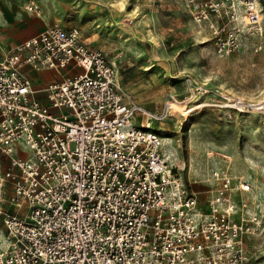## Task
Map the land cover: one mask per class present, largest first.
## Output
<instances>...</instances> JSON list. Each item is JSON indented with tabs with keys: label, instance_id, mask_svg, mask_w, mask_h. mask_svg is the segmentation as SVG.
<instances>
[{
	"label": "built area",
	"instance_id": "1",
	"mask_svg": "<svg viewBox=\"0 0 264 264\" xmlns=\"http://www.w3.org/2000/svg\"><path fill=\"white\" fill-rule=\"evenodd\" d=\"M187 6L217 56L238 48L239 20L262 34L264 0ZM41 71L58 78L35 83ZM168 102L144 108L102 50L56 21L3 53L0 264H258L252 185L213 170L201 203L163 151Z\"/></svg>",
	"mask_w": 264,
	"mask_h": 264
},
{
	"label": "rangeland",
	"instance_id": "2",
	"mask_svg": "<svg viewBox=\"0 0 264 264\" xmlns=\"http://www.w3.org/2000/svg\"><path fill=\"white\" fill-rule=\"evenodd\" d=\"M14 11L23 32L52 21L76 27L144 108L161 112L171 101L163 151L201 203L214 186L211 172L221 169L250 182L264 213V7L262 34L239 20V46L223 57L187 0H0V15ZM246 250L264 264V228L246 239Z\"/></svg>",
	"mask_w": 264,
	"mask_h": 264
},
{
	"label": "crops",
	"instance_id": "3",
	"mask_svg": "<svg viewBox=\"0 0 264 264\" xmlns=\"http://www.w3.org/2000/svg\"><path fill=\"white\" fill-rule=\"evenodd\" d=\"M15 11L11 12L10 15H0V57L3 53L11 49L16 43L30 38L39 31L37 30L35 33L31 34L32 31L35 30V28H33L30 32H23V27L20 24L21 21L20 19H17ZM29 74L35 83L39 84L49 81L48 78L51 80L53 77H55L51 71H41L38 73L29 72ZM32 74H34V76ZM0 231H3L1 223Z\"/></svg>",
	"mask_w": 264,
	"mask_h": 264
},
{
	"label": "bare ground",
	"instance_id": "4",
	"mask_svg": "<svg viewBox=\"0 0 264 264\" xmlns=\"http://www.w3.org/2000/svg\"><path fill=\"white\" fill-rule=\"evenodd\" d=\"M116 6L118 7V8H120L121 10H122V8H123V2H119V3H116ZM119 10V9H118ZM147 33H149V35H151V30H147ZM171 106V105H170ZM169 106V107H170ZM171 108H173L172 106H171ZM164 139H165V137H163V144H164ZM166 154V153H165ZM167 156V155H166ZM168 157V156H167ZM233 178H240V177H233ZM250 196H252V195H250ZM253 198H257L256 197V195H253L252 196Z\"/></svg>",
	"mask_w": 264,
	"mask_h": 264
}]
</instances>
